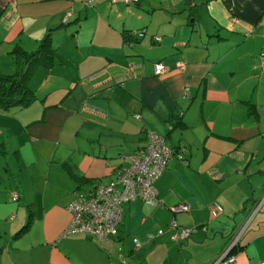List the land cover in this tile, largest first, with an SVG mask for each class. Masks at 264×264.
I'll use <instances>...</instances> for the list:
<instances>
[{"label": "crops", "instance_id": "1", "mask_svg": "<svg viewBox=\"0 0 264 264\" xmlns=\"http://www.w3.org/2000/svg\"><path fill=\"white\" fill-rule=\"evenodd\" d=\"M110 1L0 0V72L17 46L53 48L36 100L0 111V264H213L264 194V0ZM149 131L186 147L155 184L163 206L126 204L107 247L63 236L73 201L125 171ZM174 219L198 231L174 242ZM263 262L264 208L231 264Z\"/></svg>", "mask_w": 264, "mask_h": 264}, {"label": "built area", "instance_id": "2", "mask_svg": "<svg viewBox=\"0 0 264 264\" xmlns=\"http://www.w3.org/2000/svg\"><path fill=\"white\" fill-rule=\"evenodd\" d=\"M138 0H111L112 4L137 3ZM94 2H88L91 5ZM71 12L68 17H71ZM69 18L65 20L67 23ZM140 36L143 35L139 34ZM177 67L185 69L184 63H178ZM260 69L264 71V54L261 55ZM155 75L161 76L166 73L163 64L155 65ZM186 147L179 148L178 151L170 149L166 143V138L153 131L147 133V145L140 152L127 157L129 167L117 175V177L107 184H98L91 192L82 193L69 206L72 219L69 227L63 236L84 235L101 247L111 245L114 238L119 234V228L123 221L124 207L126 204L136 200H142L154 208L162 207L163 202L159 200L156 182L163 175L168 163L173 157L186 162ZM19 199L14 195V200ZM264 208V194L257 200L249 213L247 220L231 237L224 252L213 264H231L236 259V251L240 247V240L253 220V218ZM213 215L222 211L219 205H212ZM174 215L186 214L190 211L188 204H180L170 208ZM179 225L176 220H172L170 229L177 231ZM196 227L182 228L172 235V241L180 243L189 241L192 235L197 232ZM164 234L160 230L157 235ZM149 237H153L150 235ZM135 248H141L138 240H134ZM123 261V260H122ZM124 264H128L123 261ZM264 264V262L262 263Z\"/></svg>", "mask_w": 264, "mask_h": 264}, {"label": "trees", "instance_id": "3", "mask_svg": "<svg viewBox=\"0 0 264 264\" xmlns=\"http://www.w3.org/2000/svg\"><path fill=\"white\" fill-rule=\"evenodd\" d=\"M52 52L50 35L41 41L38 49L34 52L24 51L19 46L14 49L12 55L14 58L20 59V65L15 74L6 75L0 72V111L25 109L36 100L34 92L29 87V80L36 67H50L53 64ZM171 127L173 129L172 125ZM32 223L33 219L30 216L20 235L27 232Z\"/></svg>", "mask_w": 264, "mask_h": 264}, {"label": "rangeland", "instance_id": "4", "mask_svg": "<svg viewBox=\"0 0 264 264\" xmlns=\"http://www.w3.org/2000/svg\"><path fill=\"white\" fill-rule=\"evenodd\" d=\"M110 1V0H109ZM110 3H111V1H110ZM112 4V3H111ZM115 5V4H114ZM68 13L69 12H67L66 14H65V16H64V18H63V22L65 23V20H67V18H69L68 20H70V17H68L67 15H68ZM72 13V12H71ZM72 15V14H71ZM68 22V21H67ZM259 60H261V55L259 56V58H258ZM19 61H20V59H18L17 57H15L13 60H11V62H10V64H9V68H8V70H6V72H1V73H3V74H6V75H12V74H15L16 72H17V70H18V67H19ZM39 67H41V68H47V67H44V66H39ZM39 67H37L36 69H35V71H37V69L39 68ZM34 71V72H35ZM36 73V72H35ZM35 75V74H34ZM34 78L32 79V81H31V84H33L34 83V81H38V79H37V76H33ZM172 127H170V129H171ZM166 143H167V145H168V147H169V145H170V142L168 143V141H167V139H166Z\"/></svg>", "mask_w": 264, "mask_h": 264}]
</instances>
